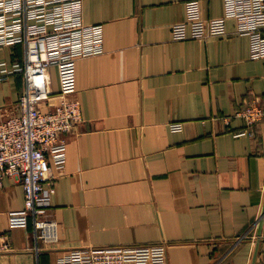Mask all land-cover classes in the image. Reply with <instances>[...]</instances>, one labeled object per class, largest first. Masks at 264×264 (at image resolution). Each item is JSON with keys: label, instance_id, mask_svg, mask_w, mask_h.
<instances>
[{"label": "crops", "instance_id": "1", "mask_svg": "<svg viewBox=\"0 0 264 264\" xmlns=\"http://www.w3.org/2000/svg\"><path fill=\"white\" fill-rule=\"evenodd\" d=\"M187 1L84 0V21L103 24L104 51L76 62L72 96L83 117L65 134L64 166L53 168L59 241H36L31 222L9 227L24 190L7 176L0 244L10 248L0 264H58L76 247L161 243L164 264H253L254 256L264 264V119L236 134L245 124L232 115L253 100L264 105V57H250L234 18L225 35L174 39ZM199 4L203 18L224 14L223 0ZM24 57L23 44L0 46V68ZM50 79L44 108L60 98L55 66ZM23 88L20 72L0 81V121L17 111Z\"/></svg>", "mask_w": 264, "mask_h": 264}, {"label": "built area", "instance_id": "2", "mask_svg": "<svg viewBox=\"0 0 264 264\" xmlns=\"http://www.w3.org/2000/svg\"><path fill=\"white\" fill-rule=\"evenodd\" d=\"M224 14L203 18L199 0L186 2V20L172 25L173 38H207L229 31L226 20L234 18V32L249 36L250 57H264V0H223ZM84 0H0V46L23 44L25 57L7 66L1 63L0 81L20 72L24 88L17 111L0 121V187L7 176L18 180L24 190V206L10 210L9 227L33 225L36 241L46 247L59 241L58 223L51 213L53 168H62L67 159L65 134L82 120L76 90V62L104 51L103 24L86 23ZM57 68L59 101L44 108L52 92L50 69ZM48 104V103H47ZM233 116L245 126L236 132H253L264 119V105L258 100L236 109ZM230 116L225 117L229 120ZM172 130L183 128L173 122ZM45 247V246H44ZM10 248L4 241L0 250ZM39 248V245L36 246ZM164 243L140 246H86L72 248L58 264H164Z\"/></svg>", "mask_w": 264, "mask_h": 264}, {"label": "water", "instance_id": "3", "mask_svg": "<svg viewBox=\"0 0 264 264\" xmlns=\"http://www.w3.org/2000/svg\"><path fill=\"white\" fill-rule=\"evenodd\" d=\"M263 215H264V206H263V209H262V216L258 220V229H257L258 236H260L261 235V232H262V225H263V221H264ZM254 263H255V256H254V260H253V264Z\"/></svg>", "mask_w": 264, "mask_h": 264}]
</instances>
